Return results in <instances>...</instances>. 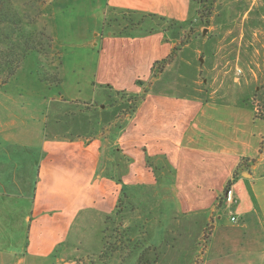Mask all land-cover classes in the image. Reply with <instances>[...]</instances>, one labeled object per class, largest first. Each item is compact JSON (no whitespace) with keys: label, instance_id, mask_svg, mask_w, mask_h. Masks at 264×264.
<instances>
[{"label":"crops","instance_id":"1","mask_svg":"<svg viewBox=\"0 0 264 264\" xmlns=\"http://www.w3.org/2000/svg\"><path fill=\"white\" fill-rule=\"evenodd\" d=\"M86 1L94 4L92 14L101 15L90 83L112 96L125 91L140 100L120 119L112 100L102 104L103 95L95 105L80 93L59 94L49 100L53 109L35 107L29 98L26 107L21 92H0V264H75L81 256L69 255L79 254L84 242L82 234L70 239L77 222L89 226L96 215L105 226L107 219L115 223L125 211L141 208L143 226L154 214H194L195 225L203 217L212 228L201 264H264V111L254 97L207 98L198 79L187 95L161 82L194 41L183 38L199 4ZM176 48L171 63L155 75V62ZM97 106L105 110L98 113ZM109 106L112 121L104 117ZM229 183L235 205L221 201Z\"/></svg>","mask_w":264,"mask_h":264},{"label":"rangeland","instance_id":"2","mask_svg":"<svg viewBox=\"0 0 264 264\" xmlns=\"http://www.w3.org/2000/svg\"><path fill=\"white\" fill-rule=\"evenodd\" d=\"M203 1L205 12L211 11L209 24L202 23L199 14L192 28L187 27L183 41H194L161 82L167 88L173 86L175 93L187 95L198 79L197 86L207 98L234 101L254 97L264 111V0ZM50 3L51 0H9V12L15 22H0V81L17 64L24 32L35 30V42L43 44L45 54L38 50L29 52L15 74L6 83H0V92H21L26 107L31 99L35 107L53 109L56 104L51 105L49 100L59 94L80 93L87 104L95 105L103 95L106 100L102 104L112 100L120 119L123 118L133 106L132 95L112 96L106 87L96 88L90 83L98 57L95 34L101 24L100 12L92 14L89 7L93 3L86 0H57L52 7ZM53 8L56 16L49 14ZM39 97H45L49 103L35 99ZM82 102L73 104L82 107ZM96 109L98 113L105 110L100 106ZM109 109L104 117L112 121L115 110L110 106ZM84 117L81 116L83 121ZM24 121H30L26 114ZM141 210L133 214L125 211L115 223L107 219L105 226H101L96 215L89 218V226L77 222L70 239L75 242L82 234L84 242L79 254L73 250L69 257L81 256L75 264H201L212 228H208L203 217L195 225L194 214L175 218L168 213L162 215L163 219L154 214L143 226L145 213ZM129 218H134V224L124 227ZM119 221L122 223L118 226ZM54 262L58 264L60 260Z\"/></svg>","mask_w":264,"mask_h":264},{"label":"trees","instance_id":"3","mask_svg":"<svg viewBox=\"0 0 264 264\" xmlns=\"http://www.w3.org/2000/svg\"><path fill=\"white\" fill-rule=\"evenodd\" d=\"M197 4H199L202 8H201V11H200V19L202 21V23H204L205 25H208L209 24V21H210V15H211V11L209 10L208 12H205V4H204V1L203 0H191ZM8 2L9 0H0V22L2 21H5V20H8V21H14L15 22V19H13L12 17V14L9 12L10 11V8H8ZM148 17H158L160 18L162 21H165L166 18L165 17H161V16H158L156 14H152V13H149L147 15ZM15 17V16H14ZM131 21V20H130ZM170 21V20H168ZM171 23H174L172 21H170ZM131 25H134L133 21H131ZM35 30L29 32V34L27 32H24V44H23V48L21 49V55L20 57L17 59V64L9 71L5 74L4 78H3V81H0V83H6L7 80L13 76L15 74V71L16 69L20 66L23 58L31 51L33 50H38L40 51L42 54H45V48L43 46L42 43H37L35 42V40L37 39V37L35 36ZM45 36V33L43 34ZM179 48H176L175 51H173L168 57L162 59V60H159L157 62H155L154 66H153V71L155 73V75H157L158 73H160L168 64L171 63V61L174 59L175 55L177 54ZM137 83L138 84H142L141 80H137ZM116 94H118L119 96L121 95H126L127 92L125 91H115ZM131 96V95H130ZM133 106L131 109H133L136 105V103L140 100V98L138 96H133ZM258 107V106H257ZM258 110L260 111V108L258 107ZM151 157H148V164L151 166ZM242 162L239 164L237 170L235 171V176L239 174V170L242 169ZM231 183H229L226 188L228 186H230ZM225 188V189H226Z\"/></svg>","mask_w":264,"mask_h":264},{"label":"built area","instance_id":"4","mask_svg":"<svg viewBox=\"0 0 264 264\" xmlns=\"http://www.w3.org/2000/svg\"><path fill=\"white\" fill-rule=\"evenodd\" d=\"M239 72H241V69H239ZM222 200L230 205H235L238 202V198L233 186L230 185L225 189ZM231 219L235 222L237 221V216L233 215Z\"/></svg>","mask_w":264,"mask_h":264}]
</instances>
